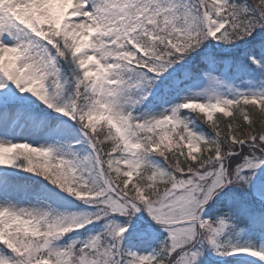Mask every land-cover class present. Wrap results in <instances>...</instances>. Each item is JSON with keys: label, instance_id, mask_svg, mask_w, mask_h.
Instances as JSON below:
<instances>
[{"label": "snow or ice", "instance_id": "obj_1", "mask_svg": "<svg viewBox=\"0 0 264 264\" xmlns=\"http://www.w3.org/2000/svg\"><path fill=\"white\" fill-rule=\"evenodd\" d=\"M0 264H264V0H0Z\"/></svg>", "mask_w": 264, "mask_h": 264}]
</instances>
